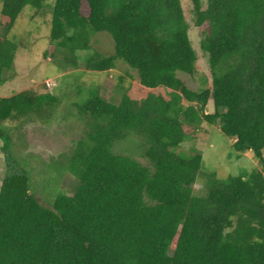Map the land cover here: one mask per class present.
<instances>
[{
	"label": "trees",
	"instance_id": "trees-1",
	"mask_svg": "<svg viewBox=\"0 0 264 264\" xmlns=\"http://www.w3.org/2000/svg\"><path fill=\"white\" fill-rule=\"evenodd\" d=\"M51 1L0 0V86L18 50L9 34L27 6L50 7L49 43L64 67L77 69L85 53L88 72L121 62L137 79H119L117 103L91 89L73 104L85 131L66 157L77 181L72 195L46 207L24 173L5 174L0 264H264V0H205L204 8L191 0L211 76L199 91L177 76H193L197 60L180 0ZM103 33L111 55L92 48ZM59 104L50 92L0 97L4 150L2 124L49 125ZM203 124L219 125L236 155L250 153L260 168L225 179L203 173L202 156L184 157L182 147ZM130 135L148 166L114 152Z\"/></svg>",
	"mask_w": 264,
	"mask_h": 264
},
{
	"label": "rangeland",
	"instance_id": "rangeland-1",
	"mask_svg": "<svg viewBox=\"0 0 264 264\" xmlns=\"http://www.w3.org/2000/svg\"><path fill=\"white\" fill-rule=\"evenodd\" d=\"M180 2L188 24L189 40L197 60L193 76L183 73H178L177 76L189 89L199 91L211 84L207 55L200 49L204 27L198 28L194 25L191 0ZM201 3L204 8L205 0H201ZM49 4H52L51 0ZM82 13L88 15L85 2ZM50 19V7H45L40 13H36L31 7H25L9 34V39L15 40L18 45L13 70L9 74V80L0 86L2 98L24 91L50 92L59 98L60 104L54 115L55 119L49 125L45 126L34 120L23 124L16 122L1 125L2 132L10 141L9 148L5 151L6 139L0 138V185L7 172L24 173L30 179V191L46 207L52 206L54 199L59 195H72L76 186V179L64 168L66 157L85 131V126L76 118L73 104L84 101L91 89H98L102 98L117 103L119 79H124V86L137 79L136 73L121 62L117 63L113 71L88 72L84 63L87 55L85 53L79 54L80 62L77 69L64 67L63 54L54 50L49 43ZM1 33L0 30V35ZM91 45L93 50L103 55L113 54V43L107 34H97ZM203 80L206 82L204 86ZM48 82L54 84L49 91L46 89ZM212 111L213 104L210 101L206 112ZM139 142L140 139L130 135L116 143L114 152L130 156L142 165L148 166L147 160L142 158ZM232 143V140L220 132L219 125L203 124L198 138L183 144L185 154L183 156L200 154L203 159L201 171L214 173L217 179L241 175L244 172L250 173L260 168L250 153L237 156ZM202 182L203 179L200 178L193 186L195 194L202 192Z\"/></svg>",
	"mask_w": 264,
	"mask_h": 264
},
{
	"label": "built area",
	"instance_id": "built-area-1",
	"mask_svg": "<svg viewBox=\"0 0 264 264\" xmlns=\"http://www.w3.org/2000/svg\"><path fill=\"white\" fill-rule=\"evenodd\" d=\"M46 86H47V88H48V89H51V88H53V87H54V84H53V83H50V82H48V83H46Z\"/></svg>",
	"mask_w": 264,
	"mask_h": 264
}]
</instances>
